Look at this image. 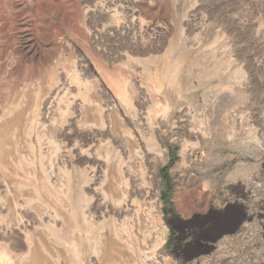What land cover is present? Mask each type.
Listing matches in <instances>:
<instances>
[{
  "label": "rangeland",
  "instance_id": "rangeland-1",
  "mask_svg": "<svg viewBox=\"0 0 264 264\" xmlns=\"http://www.w3.org/2000/svg\"><path fill=\"white\" fill-rule=\"evenodd\" d=\"M93 108L113 138L77 133ZM0 150L10 256L18 233L48 264H264V0H0Z\"/></svg>",
  "mask_w": 264,
  "mask_h": 264
},
{
  "label": "bare ground",
  "instance_id": "bare-ground-1",
  "mask_svg": "<svg viewBox=\"0 0 264 264\" xmlns=\"http://www.w3.org/2000/svg\"><path fill=\"white\" fill-rule=\"evenodd\" d=\"M131 14H133V13H131ZM112 17H114V15L112 16L111 15V18ZM51 73V72H50ZM60 79V80H59ZM59 79H57V80H59V81H57V80H55V79H52V76H49V78H48V80H47V82L44 84L45 86H47L48 88H47V91H48V93H47V96L46 97H44V100L42 101V105H41V107H42V110H44V112L46 113V114H52V115H54V114H57V112H60L61 110V103H60V105H58V104H56V102H55V105L53 106L52 105V103L54 102V100H55V98H56V100L58 101L59 99V97L57 96V95H60V98H61V96L63 95V94H65V92H63V91H65L64 90V88L65 87H63V85H65L66 83H65V81H66V77H62V78H59ZM61 81V82H60ZM65 83V84H64ZM117 90H119V91H123L124 90V87H119V88H117ZM126 91H127V89H126ZM57 96V97H56ZM60 101V100H59ZM37 102V101H36ZM36 102H35V104H36ZM33 104V103H32ZM32 104H31V107H32ZM35 104H33L34 105V107H35ZM38 104V103H37ZM36 104V105H37ZM31 107H29V109H28V111L31 109ZM38 108V107H37ZM91 110V109H90ZM102 109H96L95 110V108H93L92 110H91V112H90V114H91V116L93 115L94 116V118L93 119H96L97 120V122H98V120H99V122H98V124H96V122H95V125H93V124H91V125H87V127L85 126L84 128H83V126H82V128H78L77 129V133H79V134H84V135H87L88 133H96V135L100 138L99 139V142H101V141H103V139L104 140H107L108 138H113L112 136H111V134H110V132H109V130H107V128H105L104 127V125H103V123H102V113H103V111H101ZM33 111H35V110H33ZM29 112H31V111H29ZM15 113V112H14ZM31 114H32V112H31ZM92 116V117H93ZM31 116H30V114H29V119H28V123H25V126H27L28 127V125H30L31 123H30V120H31V118H30ZM80 117V116H79ZM105 117V116H104ZM45 118V117H44ZM16 119V118H15ZM51 119H52V117H51ZM20 120V119H19ZM47 120V119H46ZM33 121V120H32ZM91 121V120H90ZM20 121H18V123H19ZM13 123L15 124V123H17V119L16 120H14L13 121ZM28 129V128H27ZM103 138V139H102ZM103 142H105V141H103ZM124 143H125V141L123 140V139H119V140H116L115 142H114V144H116V148H119L120 150L119 151H113V154H114V156H115V158H117V161H116V163L118 162L119 163V161L118 160H120L121 159V156H122V154L123 155H126V154H124V153H127V149H126V146H124ZM132 146V145H131ZM93 147V146H92ZM92 147H89L87 150H84V149H82V148H79L78 149V154L80 155V156H85V157H87V159L88 160H90V161H92V162H98V163H102V159H100L98 156H96V155H94L93 154V148ZM136 147V146H135ZM131 150H132V148H131ZM134 150H136V149H134ZM133 150V151H134ZM1 151V153H2V150H0ZM132 152V151H131ZM131 152L129 153V154H131ZM3 153H5V152H3ZM119 153V154H118ZM2 156H5V155H2ZM139 156V155H138ZM10 157V156H9ZM129 157H131V156H129ZM133 158V157H132ZM165 158V157H164ZM123 160H125L124 158H122ZM121 159V160H122ZM7 160V159H6ZM5 160V161H6ZM18 160V159H17ZM106 160H107V157L105 158V161H103L104 163H105V165H107V163H106ZM121 160H120V162H121ZM3 161H4V157H1L0 156V164H1V166H5V165H3ZM126 161V160H125ZM7 162V161H6ZM16 163H17V161H16ZM115 163V164H116ZM127 163V162H126ZM126 163H125V165H126ZM6 164V163H5ZM122 164H124V163H122L121 162V164H119V166L120 165H122ZM22 166V165H21ZM116 166V165H115ZM5 167H7V166H5ZM122 168H123V165L121 166ZM125 167V166H124ZM3 167H1V169H2ZM42 168V167H41ZM121 168V169H122ZM128 168V167H127ZM126 168V169H127ZM125 168H123V171H125L124 170ZM131 169V167L129 166V168H128V170L129 171H131L130 170ZM128 170H126V171H128ZM128 173V172H127ZM130 173V172H129ZM130 175V174H129ZM29 177V176H28ZM130 178V177H129ZM42 181H43V179H42ZM45 182V181H44ZM21 185V184H20ZM16 187V186H15ZM17 188V187H16ZM23 189V188H22ZM31 192H33V191H31ZM18 194V193H17ZM34 194V193H33ZM109 194H111L112 195V191L109 193L108 192V194H107V196L109 195ZM62 195V194H61ZM23 196V195H22ZM78 196V195H77ZM19 198V197H18ZM21 198V197H20ZM108 198H109V196H108ZM107 198V199H108ZM106 199V196L105 197H103V201H102V204L105 206V207H110V205H108V204H110V203H108L109 202V200H110V198L107 200ZM112 199H113V196H112ZM115 199V198H114ZM16 200H17V198H16ZM18 201V200H17ZM111 201H113V200H111ZM114 202V201H113ZM112 202V204L111 205H115V206H111L110 207V209L117 215V216H119L120 217V215H121V213L122 212H124V205L125 204H123V206H121L120 204H119V202L117 203V205L116 204H114ZM15 206H13L14 207V209H20V210H17V211H20L19 213H22L23 214V217H25V219H26V221H30V222H33V223H35V222H37L39 225H41L42 227H43V229H42V232L44 233V234H47V232H48V236H49V239L50 240H52L51 241V243L52 244H54V245H58V244H60L58 241H60L61 239V237L59 236V234H57V232L54 230V229H51L52 227H48V226H46V225H44V224H42V222H40V219H39V217H38V213H36L37 212V210H38V207H37V209L32 205V203L30 204V202L29 201H27V200H25L23 203H22V205L21 206H19V207H17V205L14 203V202H12ZM125 203V202H124ZM20 204V203H19ZM78 204H80V203H78ZM36 206H37V204H36ZM74 206V205H73ZM79 208H80V206H79ZM4 209V208H3ZM14 209H13V211H14ZM76 209V208H75ZM77 210V209H76ZM76 210H73L74 211V213L77 215V213H78V211H76ZM10 211V210H9ZM12 212V211H11ZM68 212H71V211H68ZM72 213V212H71ZM70 213V214H71ZM15 214V213H14ZM18 214V213H17ZM21 214V215H22ZM73 214V213H72ZM71 214V215H72ZM79 214H81V216H82V220L84 221V222H87L86 221V219H84V217H83V214H82V211L79 213ZM10 215V214H9ZM39 215H40V213H39ZM76 215L74 216V218L76 217ZM41 216V215H40ZM46 216V215H45ZM70 216V215H69ZM78 216V215H77ZM116 216V217H117ZM14 217V216H13ZM17 217V216H16ZM22 216H20V218H21ZM73 217V216H72ZM72 217L70 218L71 220H72ZM80 218V217H79ZM22 219V218H21ZM13 223H12V226H11V229L12 230H17V231H21L20 229V225L22 224V221L20 220V219H18V217L17 218H14V219H12L11 220ZM25 222V221H24ZM29 222V223H30ZM70 222H72V221H70ZM32 223V224H33ZM73 223V222H72ZM71 223V224H72ZM1 224V223H0ZM89 223H86L85 224V228L87 229L88 228V230H90V231H92L95 235H96V239L95 240H100L101 239V236H100V233H95L94 232V230H93V228L91 227V226H89L88 225ZM23 225H24V223H23ZM73 225V224H72ZM22 226V225H21ZM90 227V228H89ZM10 228V227H9ZM20 228V229H19ZM74 227H72V229H73ZM10 229V230H11ZM41 229V228H40ZM95 229V228H94ZM39 230V229H38ZM23 231V230H22ZM21 231V232H22ZM101 231V230H100ZM112 231V230H111ZM114 231V230H113ZM88 233H89V231H88ZM103 233V232H102ZM113 233V232H112ZM112 233H110V234H112ZM10 234V233H9ZM37 235V234H36ZM40 235V234H39ZM102 235V234H101ZM105 235V234H104ZM103 235V236H104ZM116 235V234H115ZM114 235V236H115ZM34 236V235H33ZM89 236V235H88ZM106 236V235H105ZM111 236V235H110ZM112 236H113V234H112ZM41 237V236H40ZM109 237V236H108ZM116 237V236H115ZM14 238V237H13ZM109 239V238H108ZM112 239V238H111ZM110 239V240H111ZM15 241H14V245H11L12 246V249L14 250L13 252L14 253H12L11 255H13V256H10L9 255V253L7 252V251H2V249L0 248V264H48V262L44 259V257H43V255H42V246L43 245H41L42 243V241H40V238H38V237H27V235L26 236H21L20 234L18 235V233H17V236L15 237V239H14ZM20 242H22L25 246H24V248L23 247H21L20 248ZM96 242V241H95ZM104 243V242H103ZM100 244V243H99ZM109 247L107 248V246L105 247V248H107L108 249V251H109V253L110 254H114V253H117V252H115V250H116V245H113V244H111V245H109V244H107ZM96 246V245H95ZM94 248V247H93ZM4 249V248H3ZM118 249V248H117ZM6 250V249H5ZM104 250H106V249H104ZM101 251V250H100ZM104 253V252H103ZM109 253H108V255H109ZM113 260V259H112ZM112 260H110V261H112ZM115 261V260H114ZM109 262V261H108ZM107 264V263H106ZM110 264H111V262H110ZM113 264V263H112Z\"/></svg>",
  "mask_w": 264,
  "mask_h": 264
},
{
  "label": "crops",
  "instance_id": "crops-1",
  "mask_svg": "<svg viewBox=\"0 0 264 264\" xmlns=\"http://www.w3.org/2000/svg\"><path fill=\"white\" fill-rule=\"evenodd\" d=\"M210 240H212V239H209V240L206 241V242H202V244H204V245L207 247V246H209V244L211 243Z\"/></svg>",
  "mask_w": 264,
  "mask_h": 264
},
{
  "label": "water",
  "instance_id": "water-1",
  "mask_svg": "<svg viewBox=\"0 0 264 264\" xmlns=\"http://www.w3.org/2000/svg\"><path fill=\"white\" fill-rule=\"evenodd\" d=\"M210 242H211V243H214V242H215V240H214V239H212V240H210Z\"/></svg>",
  "mask_w": 264,
  "mask_h": 264
}]
</instances>
